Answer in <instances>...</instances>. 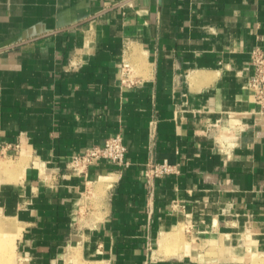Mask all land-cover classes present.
Here are the masks:
<instances>
[{
    "label": "crops",
    "instance_id": "crops-1",
    "mask_svg": "<svg viewBox=\"0 0 264 264\" xmlns=\"http://www.w3.org/2000/svg\"><path fill=\"white\" fill-rule=\"evenodd\" d=\"M256 47L264 0H0V233L16 264H264ZM117 134L128 166L67 169ZM165 160L176 172L148 180Z\"/></svg>",
    "mask_w": 264,
    "mask_h": 264
},
{
    "label": "built area",
    "instance_id": "built-area-1",
    "mask_svg": "<svg viewBox=\"0 0 264 264\" xmlns=\"http://www.w3.org/2000/svg\"><path fill=\"white\" fill-rule=\"evenodd\" d=\"M251 67L253 75L250 82L255 102L264 112V50L256 47L251 53ZM128 148L124 143L122 134H117L108 138L102 146H93L84 151L71 156L67 163V169L75 176H85L89 167L97 159H107L118 166H128L127 161ZM176 172V167L167 160L148 165L146 178L148 180L160 179Z\"/></svg>",
    "mask_w": 264,
    "mask_h": 264
},
{
    "label": "rangeland",
    "instance_id": "rangeland-1",
    "mask_svg": "<svg viewBox=\"0 0 264 264\" xmlns=\"http://www.w3.org/2000/svg\"><path fill=\"white\" fill-rule=\"evenodd\" d=\"M15 250L14 240L0 233V264H16Z\"/></svg>",
    "mask_w": 264,
    "mask_h": 264
},
{
    "label": "water",
    "instance_id": "water-1",
    "mask_svg": "<svg viewBox=\"0 0 264 264\" xmlns=\"http://www.w3.org/2000/svg\"><path fill=\"white\" fill-rule=\"evenodd\" d=\"M102 15V14H101Z\"/></svg>",
    "mask_w": 264,
    "mask_h": 264
}]
</instances>
